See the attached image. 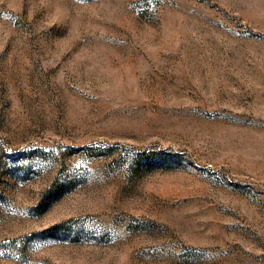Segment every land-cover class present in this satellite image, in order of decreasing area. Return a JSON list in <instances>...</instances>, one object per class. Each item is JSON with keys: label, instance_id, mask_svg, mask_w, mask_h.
<instances>
[{"label": "rangeland", "instance_id": "374dc122", "mask_svg": "<svg viewBox=\"0 0 264 264\" xmlns=\"http://www.w3.org/2000/svg\"><path fill=\"white\" fill-rule=\"evenodd\" d=\"M0 264H264V0H0Z\"/></svg>", "mask_w": 264, "mask_h": 264}]
</instances>
